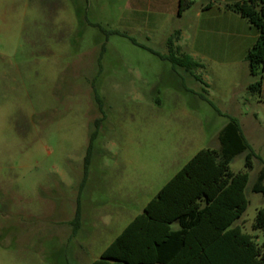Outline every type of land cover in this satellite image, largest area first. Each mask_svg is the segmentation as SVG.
Instances as JSON below:
<instances>
[{
    "label": "rangeland",
    "instance_id": "obj_1",
    "mask_svg": "<svg viewBox=\"0 0 264 264\" xmlns=\"http://www.w3.org/2000/svg\"><path fill=\"white\" fill-rule=\"evenodd\" d=\"M103 2L0 0V264H91L197 151L220 147L232 114L254 151L251 167L247 152L230 163L249 173L234 225L264 249V104L224 101L162 58V33H115L124 7Z\"/></svg>",
    "mask_w": 264,
    "mask_h": 264
},
{
    "label": "trees",
    "instance_id": "obj_2",
    "mask_svg": "<svg viewBox=\"0 0 264 264\" xmlns=\"http://www.w3.org/2000/svg\"><path fill=\"white\" fill-rule=\"evenodd\" d=\"M191 2L182 0V8ZM227 7L259 30L246 56L251 73L258 76L249 89L259 92L264 77V0H243ZM178 38L179 31L168 37L170 53L165 56L144 47L193 73L201 64L181 51ZM95 136L94 132L88 147L86 175ZM219 138V148L197 151L91 264H264L263 247L252 234L234 225L248 205L245 187L249 173L233 172L230 163L237 154L247 152L245 164L251 167L254 151L235 117L229 118ZM253 191L264 193V166ZM80 220L78 205L76 227ZM254 227L264 228V207L259 209Z\"/></svg>",
    "mask_w": 264,
    "mask_h": 264
},
{
    "label": "crops",
    "instance_id": "obj_3",
    "mask_svg": "<svg viewBox=\"0 0 264 264\" xmlns=\"http://www.w3.org/2000/svg\"><path fill=\"white\" fill-rule=\"evenodd\" d=\"M113 1L104 0L103 5L109 8L108 4ZM117 1L124 7L120 29L126 35L135 33L150 41L162 33V40L167 43L168 37L179 31L176 45L201 64L195 70L199 79L194 75L195 79L205 83L208 89L217 84L224 92V101L240 105L253 101L254 94H257V102L264 104V77L261 91L249 89L258 76L251 73L246 58L259 36V30L248 19L227 7V4L243 0H191L185 8H182V0ZM105 11L108 12L107 9ZM233 108L241 109L240 106ZM244 109L251 110L247 106ZM232 116L238 117L237 114ZM241 128L243 130L242 124Z\"/></svg>",
    "mask_w": 264,
    "mask_h": 264
}]
</instances>
